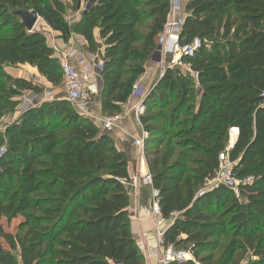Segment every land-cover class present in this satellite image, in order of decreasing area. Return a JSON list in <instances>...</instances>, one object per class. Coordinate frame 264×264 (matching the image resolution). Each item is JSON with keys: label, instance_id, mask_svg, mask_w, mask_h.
I'll return each instance as SVG.
<instances>
[{"label": "trees", "instance_id": "trees-1", "mask_svg": "<svg viewBox=\"0 0 264 264\" xmlns=\"http://www.w3.org/2000/svg\"><path fill=\"white\" fill-rule=\"evenodd\" d=\"M94 1L70 23L63 0H0V123L25 91L40 92L4 66L28 64L54 85L63 81L46 35L29 30L20 10L37 12L65 41L83 36L91 53L99 29L102 114L122 111L155 52L171 1ZM184 11L181 43L203 41L193 57L182 58L198 79L182 67L166 68L141 117L161 214H179L166 244L191 253L172 264H264V0H187ZM231 129L238 130L228 154L238 161L239 195L210 185ZM1 149L0 264H146L132 232L129 159L71 101L21 114L0 129ZM19 216V233L7 232L2 220ZM222 236L230 240L215 257Z\"/></svg>", "mask_w": 264, "mask_h": 264}, {"label": "built area", "instance_id": "built-area-1", "mask_svg": "<svg viewBox=\"0 0 264 264\" xmlns=\"http://www.w3.org/2000/svg\"><path fill=\"white\" fill-rule=\"evenodd\" d=\"M171 11L167 17L164 29L158 35L157 46L153 53L152 60L157 64L166 68L182 67L190 69V66L182 61L183 57H193L197 50L203 45V41L199 38L194 39L191 43L182 44L181 37L185 25L186 16L182 13V0H170ZM94 0H88L85 4L84 11H87L93 4ZM169 57V58H168ZM63 69V79L67 87V99L84 115H88V106L91 103L90 97L99 91L98 73H102L104 66L100 63H83L79 67L70 57L65 56L60 60ZM191 75L198 79V73L189 70ZM163 76V75H162ZM149 93V92H148ZM146 90L135 83L133 86L132 96L138 97L140 102L134 105V112L138 119L146 110L144 99L148 95ZM122 115L107 116L102 119L103 129L105 132H112L118 122L123 118ZM149 138V133L145 130L140 138H134V145L141 148L144 152ZM232 145L219 154V169L216 175L215 185H224L232 189L236 195H239V181L233 174V169L238 165V161H231L229 158V150ZM0 150V156L3 154ZM151 182V176L143 180V183ZM245 182H251V179ZM158 191L154 192V200L151 207L147 211V215L155 218L157 228L156 246L149 253L153 258L152 264H172L175 261H183L191 258L190 251L176 249L173 245H167L165 241L166 228L163 220L159 201ZM179 215V214H178ZM140 250L145 253L146 247L138 242Z\"/></svg>", "mask_w": 264, "mask_h": 264}, {"label": "crops", "instance_id": "crops-1", "mask_svg": "<svg viewBox=\"0 0 264 264\" xmlns=\"http://www.w3.org/2000/svg\"><path fill=\"white\" fill-rule=\"evenodd\" d=\"M69 1L70 0H63L64 3ZM85 3V0H81V12L85 9ZM67 19L70 23L73 22L70 18ZM46 32L48 35V43L54 49V56L59 61L63 57L68 56L79 67L83 63L103 62L105 44L99 38V29L95 31L96 40L98 41V51L96 53L90 52L86 39L79 34L74 33L68 41H65L62 34L54 31L49 25L46 27ZM24 69H26L25 65ZM164 72V66H161L150 59L145 67L144 74L139 78L137 83L148 93L159 82ZM98 81V96H96L95 100L89 104V113H87V117L96 122L103 129L102 119L106 116L102 114L101 92L104 82L101 73H98ZM139 102L140 99L138 97L132 96L128 103L122 104L120 115L124 117L118 122L117 127L112 132L107 133L112 136L118 149L124 152L129 159L128 170L130 180L126 181L125 185L130 194L129 212L132 232L137 243L140 242L141 245L146 247L145 253H143L146 259V264H152L154 260L153 258H150L149 253L152 248L156 246L157 224L155 218L147 215V211L154 200L155 189L151 182L147 184L143 183V180L149 177V168L144 152L141 148L134 145V138H140L145 131L141 119L137 118L133 110L134 105ZM230 145H233V143ZM176 216H178V214H175L168 219H165L162 216L161 220H163V225L166 230L173 223Z\"/></svg>", "mask_w": 264, "mask_h": 264}, {"label": "rangeland", "instance_id": "rangeland-1", "mask_svg": "<svg viewBox=\"0 0 264 264\" xmlns=\"http://www.w3.org/2000/svg\"><path fill=\"white\" fill-rule=\"evenodd\" d=\"M187 0H182V13L186 16V13L184 11L185 3ZM68 6V12H67V18H70L74 23L77 21L82 12L80 11L81 8V0H70L69 2H66ZM86 4V3H85ZM77 14V15H75ZM46 23L42 18L39 19V22L37 23L35 30L42 31L46 37L47 32H46ZM48 41V38H47ZM169 58V57H168ZM149 59L148 57L146 58L144 64L145 66L148 64ZM26 69H24V64L23 65H17V66H4L3 67V72L11 75L12 77H25L29 80H31L34 84L38 85L40 88V92H32V91H25L22 96L19 97V106L17 108V111L15 112H10L7 113L4 118L2 119L0 123V129L5 128L6 125L9 123H12L16 121L21 114L26 112L27 110L33 108V107H38L41 104L48 102V101H53V100H59V99H67V87L65 85L64 79L60 84L54 85L50 83L45 77H43L38 70L35 67H32L28 64H25ZM34 69V70H33ZM182 71L186 72L188 71L187 68H182ZM5 79L1 78L0 79V87L4 85ZM98 96L97 94L91 95L90 102H93ZM115 115H120V113H117ZM147 115V112L143 113L142 116ZM112 116V115H109ZM140 116V117H142ZM107 117V116H106ZM232 139V134L229 132L228 134V142H227V147L230 146L233 142L231 141ZM144 156H145V151H144ZM146 158V156H145ZM147 161V159H146ZM216 179V178H215ZM215 183V180L210 183V185H213ZM177 217V216H176ZM3 225L4 228L7 232L17 234L19 233V229L21 224L24 221L23 216H19L12 221H8L7 218H4L3 220ZM216 239V238H215ZM218 239V249L214 252L215 257H219L227 247L230 238L226 237H220ZM176 248V247H175ZM178 249V248H176ZM178 250H183V251H188L187 248H179ZM248 259H251V257L247 254L242 263H245Z\"/></svg>", "mask_w": 264, "mask_h": 264}, {"label": "water", "instance_id": "water-1", "mask_svg": "<svg viewBox=\"0 0 264 264\" xmlns=\"http://www.w3.org/2000/svg\"><path fill=\"white\" fill-rule=\"evenodd\" d=\"M86 12V11H85ZM21 17L22 22L26 25L29 30L35 29L39 19L41 18L37 12L29 10H20L17 12ZM153 89V88H152ZM235 144V143H234ZM233 144V145H234ZM232 145V147H233ZM231 147V148H232Z\"/></svg>", "mask_w": 264, "mask_h": 264}, {"label": "bare ground", "instance_id": "bare-ground-1", "mask_svg": "<svg viewBox=\"0 0 264 264\" xmlns=\"http://www.w3.org/2000/svg\"><path fill=\"white\" fill-rule=\"evenodd\" d=\"M231 134H232V139H231V141L233 142V144H234V142H235V140H236V137H237V135H238V130L237 129H231Z\"/></svg>", "mask_w": 264, "mask_h": 264}]
</instances>
